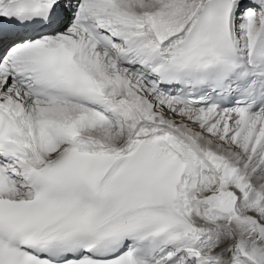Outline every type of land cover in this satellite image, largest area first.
Masks as SVG:
<instances>
[{
	"label": "snow or ice",
	"instance_id": "1",
	"mask_svg": "<svg viewBox=\"0 0 264 264\" xmlns=\"http://www.w3.org/2000/svg\"><path fill=\"white\" fill-rule=\"evenodd\" d=\"M0 264H264V0H0Z\"/></svg>",
	"mask_w": 264,
	"mask_h": 264
}]
</instances>
